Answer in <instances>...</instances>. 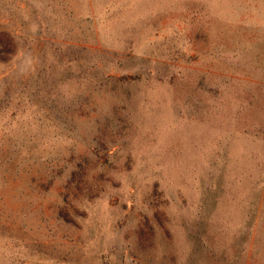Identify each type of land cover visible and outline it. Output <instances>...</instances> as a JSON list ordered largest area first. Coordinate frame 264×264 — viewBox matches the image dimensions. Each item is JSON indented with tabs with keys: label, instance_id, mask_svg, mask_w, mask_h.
Returning a JSON list of instances; mask_svg holds the SVG:
<instances>
[{
	"label": "rangeland",
	"instance_id": "rangeland-1",
	"mask_svg": "<svg viewBox=\"0 0 264 264\" xmlns=\"http://www.w3.org/2000/svg\"><path fill=\"white\" fill-rule=\"evenodd\" d=\"M0 264H264V0H0Z\"/></svg>",
	"mask_w": 264,
	"mask_h": 264
}]
</instances>
